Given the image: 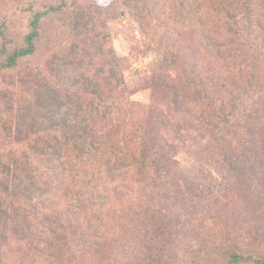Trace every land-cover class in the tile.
Wrapping results in <instances>:
<instances>
[{"label":"trees","instance_id":"obj_1","mask_svg":"<svg viewBox=\"0 0 264 264\" xmlns=\"http://www.w3.org/2000/svg\"><path fill=\"white\" fill-rule=\"evenodd\" d=\"M12 1L0 0V264L167 263L116 207L122 183L159 158L143 143L153 103L132 100L127 58L99 31L127 14L154 42L164 112L195 124L264 209V0H121L117 16L94 0ZM247 216L239 238L186 264H264L260 216Z\"/></svg>","mask_w":264,"mask_h":264},{"label":"rangeland","instance_id":"obj_2","mask_svg":"<svg viewBox=\"0 0 264 264\" xmlns=\"http://www.w3.org/2000/svg\"><path fill=\"white\" fill-rule=\"evenodd\" d=\"M86 1L84 4L88 6ZM94 1L103 6L110 5L112 15L117 16L121 12V0ZM52 19L48 21L49 28L55 31L58 28L59 35L64 38L69 33L64 27L67 23L63 25V19ZM100 22L95 26L98 27ZM99 31L109 36L106 50L111 47L118 56L127 58L124 75L132 100L153 103L154 106L153 111L147 110L149 119L153 120V128L147 130V135L143 132V143L159 151V158L155 159L157 167L152 173L143 172L137 178L131 176L125 184L122 183L116 207L125 218L123 221L129 222L128 218L133 217L144 232L153 235L158 242L157 247L168 253L166 264H186L190 255H199V251L212 242L222 244L231 238H239L240 224L249 221L247 215L252 211L260 216L258 225L264 230L262 204L259 208L255 202L251 203L246 186L239 185V180L217 150L212 149L208 137H204L182 114L179 118L164 112L162 96L157 94L154 97L151 89L154 81L152 39L138 28L129 14L106 20ZM99 61L105 64L107 60L101 58ZM16 75L6 76L4 80H17L21 75L22 81L26 76L24 71L18 77ZM170 75L175 77V72ZM31 77L27 76V79ZM21 87L27 89L26 85ZM201 218H207L208 222H196ZM200 224L205 229L199 228ZM191 249L194 250L190 253Z\"/></svg>","mask_w":264,"mask_h":264}]
</instances>
